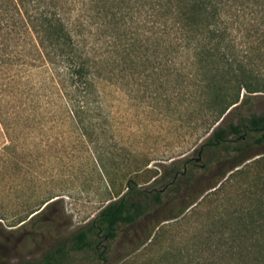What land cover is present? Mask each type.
Masks as SVG:
<instances>
[{
  "label": "trees",
  "instance_id": "16d2710c",
  "mask_svg": "<svg viewBox=\"0 0 264 264\" xmlns=\"http://www.w3.org/2000/svg\"><path fill=\"white\" fill-rule=\"evenodd\" d=\"M239 38L264 47V0H0V125L7 141L0 158L10 160L18 138L27 140L33 127L53 118L55 100L66 119L90 120L92 115L80 111L89 109L99 79H113L129 93L148 87L147 79L156 74L158 87H192L189 102H197L206 113L204 137L195 151L198 156L216 152L208 168L223 169L204 194L178 212L196 205L199 196L217 194L253 165L254 199L264 198V111H249L251 97L264 93V76L254 68L253 55L240 49ZM181 57L187 63L176 67L173 60ZM263 57L264 51L258 55ZM184 77L189 81L178 79ZM49 105L53 113L46 109ZM249 147L254 154L241 157ZM191 160H174L163 188L178 177L190 185L194 178L186 164ZM245 190L251 193L253 188ZM159 191L137 188L127 179L125 192L108 200L40 260L26 264H63L69 250L106 245L117 224L132 222L148 204L160 201ZM50 198L14 224L31 218ZM263 214V206L254 210V264H264ZM211 247L205 256L212 264H238L239 259L245 264L249 252L237 234H221ZM95 253L106 259L104 249ZM200 259L195 256L194 264H201Z\"/></svg>",
  "mask_w": 264,
  "mask_h": 264
},
{
  "label": "rangeland",
  "instance_id": "374dc122",
  "mask_svg": "<svg viewBox=\"0 0 264 264\" xmlns=\"http://www.w3.org/2000/svg\"><path fill=\"white\" fill-rule=\"evenodd\" d=\"M239 40L240 49L253 55L254 68L264 76V57L258 58L264 47ZM173 62L176 67L187 63L184 57ZM156 76L147 79L148 87L129 93L113 79H99L89 109L80 111L92 116L78 123L66 119L55 100L54 113L53 107H46H51L53 118L33 127L34 134L27 140L18 138L10 160L0 158V264L40 260L108 200L125 192L129 178L137 188L160 190V201L148 204L132 222L117 224L113 239L95 246V250L104 249L106 259H99L91 246L69 250L63 264H194L197 255L201 264H212L205 255L221 234L240 236L249 250L244 263L254 264V210L264 207V198L254 199V165L217 194L199 196L196 205L178 212L191 198L204 194L223 169L208 168L212 165L209 158L216 157V152L198 156L195 151L204 137L206 113L197 102H189L192 87L174 91L167 84L161 88ZM251 101L250 112L264 111V93L253 95ZM6 142L0 125V148ZM251 154L254 147L241 157ZM184 157L192 158L186 164L194 178L192 184L185 186L178 177L163 188L171 163ZM245 187L253 191L247 192ZM48 197L47 205L35 215L14 224ZM262 254L264 257V251Z\"/></svg>",
  "mask_w": 264,
  "mask_h": 264
}]
</instances>
